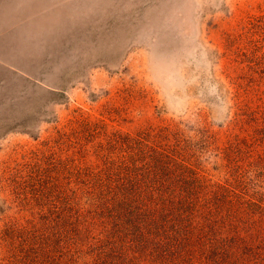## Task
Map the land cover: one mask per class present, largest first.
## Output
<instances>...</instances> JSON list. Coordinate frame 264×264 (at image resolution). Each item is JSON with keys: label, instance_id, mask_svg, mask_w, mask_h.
<instances>
[{"label": "rangeland", "instance_id": "obj_1", "mask_svg": "<svg viewBox=\"0 0 264 264\" xmlns=\"http://www.w3.org/2000/svg\"><path fill=\"white\" fill-rule=\"evenodd\" d=\"M182 167L221 233L105 224L107 187L188 204ZM109 262L264 264V0H0V264Z\"/></svg>", "mask_w": 264, "mask_h": 264}, {"label": "trees", "instance_id": "obj_2", "mask_svg": "<svg viewBox=\"0 0 264 264\" xmlns=\"http://www.w3.org/2000/svg\"><path fill=\"white\" fill-rule=\"evenodd\" d=\"M165 154L170 156V154H167V153H165ZM155 159H157V156H155ZM154 164H156L158 166L159 163H154ZM182 168H183V171L194 174L193 178H191L189 180L187 179V180L182 181V186H185L187 188L186 193H184V194L187 195V197H189L190 199H192L191 201L189 200L188 204H186V202H178V203H173L172 206H170V205L164 206L163 213H161L163 215L160 217L161 221L156 220V221L146 222V221H143L144 219H142L141 217H138L139 220L138 221L135 220L132 223V218H129V216L131 215L130 212L132 210L126 208L127 207L126 203H129L132 206L130 199H128L126 197V194L124 191L119 190L118 192L114 193L117 190V188L115 189L114 187H107L106 189H109V191L103 192V194H105L106 197L112 196L109 199L115 198V199L119 200L120 202L115 204L111 209L107 210L108 212H106V213L108 215H110L111 219L106 220L105 224H107V225L112 224V226H114L116 229L114 232L118 231V234H119L118 237H120V238L125 239L127 237H130V238L135 237L137 239H140L141 241H148L147 234L154 235V236L159 235L158 231H160L162 238L168 237V235L163 236L164 231L162 229L168 223L171 227V230L175 229V227H177V228L181 227V231H187L188 238L185 236H182L183 237L182 243L186 244L185 246L198 245L201 247L204 244V237L209 234L210 230L221 233L223 227L216 225L215 223H212V221H214V222H216V221L212 220L208 217L210 214V207L201 204V203L211 204L210 200H206V202H203L205 199H207L206 196L204 197V194L207 195V192H204L203 190L199 189L198 190L199 195L198 196L196 195L195 190H196L197 186L199 185V183H200L199 180H201L200 177H202V176L198 175L191 168H186V167H182ZM202 179H203V177H202ZM188 186H191V190L188 189ZM219 186H220V184H219ZM224 190H226V189H224ZM223 195H225V194H223ZM139 200L141 202L140 208L145 210V212H141L140 214H150L151 212L146 211L145 207L143 206L147 200H144L143 198H140V197H139ZM250 202H253V201L249 200V203ZM135 203H138V201ZM232 205L235 208L232 211V213L234 211H237L240 208L236 204H232ZM120 209H124V212H121ZM193 213H194V218L193 217L191 218L190 216H193ZM182 215H183V217H182ZM198 215H204L202 218L199 219V220H201L202 223L196 222L195 217ZM142 217H144V216H142ZM203 220H205V221H203ZM188 222H189V226H188ZM199 224H203V226L197 227ZM117 228H118V230H117ZM141 230L143 232H147V234L140 232ZM145 236H146V238H145ZM173 241H174L175 246H179V245L181 246V239L174 237ZM117 242L118 241H116V243ZM108 244L109 243L107 242V245ZM174 244L172 242H170L168 245L174 246ZM97 245H98V241L96 240L95 245L93 247V252L96 251ZM177 255H178V258L180 257L179 258L180 261L183 260L181 257H183L184 254H181L180 252H178ZM118 258H121L120 255H118ZM223 258L224 257L220 256V259H218V261L223 260ZM118 260H120V259H118ZM176 260H177L176 256H175V258L169 257V262H171V261L176 262ZM255 261H259V259L258 260L256 259ZM109 264H113V263L109 262Z\"/></svg>", "mask_w": 264, "mask_h": 264}, {"label": "bare ground", "instance_id": "obj_3", "mask_svg": "<svg viewBox=\"0 0 264 264\" xmlns=\"http://www.w3.org/2000/svg\"><path fill=\"white\" fill-rule=\"evenodd\" d=\"M193 1V0H192ZM183 3H186L185 1H183ZM190 14H192V16H191V19L192 20H190V17L187 19V23L188 24H190L193 28H194V24L196 23V19H197V16H198V13H197V6H195V7H192V9H191V12H190ZM191 26H189L190 27V29H191V31H192V27ZM183 33H185V32H183ZM186 34V33H185ZM187 52L189 53L190 52V47H188L187 48Z\"/></svg>", "mask_w": 264, "mask_h": 264}]
</instances>
